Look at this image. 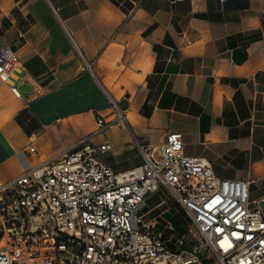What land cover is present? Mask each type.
<instances>
[{
  "label": "crops",
  "instance_id": "obj_1",
  "mask_svg": "<svg viewBox=\"0 0 264 264\" xmlns=\"http://www.w3.org/2000/svg\"><path fill=\"white\" fill-rule=\"evenodd\" d=\"M2 44L19 72L0 77V183L85 137L130 169L178 131L264 199V0H0Z\"/></svg>",
  "mask_w": 264,
  "mask_h": 264
},
{
  "label": "built area",
  "instance_id": "obj_2",
  "mask_svg": "<svg viewBox=\"0 0 264 264\" xmlns=\"http://www.w3.org/2000/svg\"><path fill=\"white\" fill-rule=\"evenodd\" d=\"M15 72L17 54L2 44L0 77ZM122 121L120 112L97 118L95 133ZM26 149L36 154L33 143ZM110 149L85 137L0 183V264H264V214L249 198L250 181L216 176L209 161L184 153L178 131L138 146L142 162L130 169L102 162ZM160 188L200 243L186 249L158 231L155 218L167 209L149 214L167 199L147 201Z\"/></svg>",
  "mask_w": 264,
  "mask_h": 264
},
{
  "label": "rangeland",
  "instance_id": "obj_3",
  "mask_svg": "<svg viewBox=\"0 0 264 264\" xmlns=\"http://www.w3.org/2000/svg\"><path fill=\"white\" fill-rule=\"evenodd\" d=\"M163 198L167 199L166 204L149 214V217L156 216L160 211L167 209L159 217L155 218L158 231L162 233L165 239H170V244L174 242L180 243L181 241L182 247L186 249H190L194 245L200 243L201 237L197 228L188 217L184 216L178 206L168 199V192L165 188H160L157 193L150 196L147 201L148 207L159 202ZM167 222L171 223L172 228H168L169 225L168 227L165 226Z\"/></svg>",
  "mask_w": 264,
  "mask_h": 264
},
{
  "label": "water",
  "instance_id": "obj_4",
  "mask_svg": "<svg viewBox=\"0 0 264 264\" xmlns=\"http://www.w3.org/2000/svg\"><path fill=\"white\" fill-rule=\"evenodd\" d=\"M259 206L264 214V199L259 202Z\"/></svg>",
  "mask_w": 264,
  "mask_h": 264
}]
</instances>
